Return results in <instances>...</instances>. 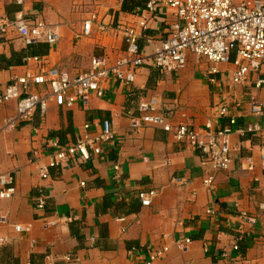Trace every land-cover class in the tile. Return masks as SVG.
I'll use <instances>...</instances> for the list:
<instances>
[{"label":"crops","instance_id":"crops-1","mask_svg":"<svg viewBox=\"0 0 264 264\" xmlns=\"http://www.w3.org/2000/svg\"><path fill=\"white\" fill-rule=\"evenodd\" d=\"M147 1L0 0V18L41 17L58 26L61 35L51 45L29 44L13 27L0 34V92L14 76L27 72L58 69L76 75L88 70L96 55H106L111 62L124 55L126 46L118 31L101 32L94 25L91 35L78 36L95 12L113 26L135 25L143 12L151 21L140 44L145 55L153 54L166 37L165 20H171V11L164 9L159 18H152L144 12ZM209 69L210 63L195 55L178 71L145 65L130 87L106 79L104 96L93 93L87 106L61 107L51 101L46 114L38 109L32 120L1 131L0 175L11 174L17 191L11 199L0 198V216L9 221L0 225V239H4L0 264H143L150 251L162 246L169 251L160 264H264V210L260 208L264 131L235 133L233 163L217 172L214 185L208 187L201 156L192 145L177 142L161 126H132L133 118L141 115V101L155 96L173 108L176 122L187 121L198 129L209 119L227 126L234 116L239 125L263 123L252 113V98L264 96L255 83L244 88L245 94L239 92L241 109L233 106L226 83L231 113L216 119L212 107L224 92L219 83L210 81ZM31 90L42 92L46 87L33 85ZM16 115V100L0 103L2 124ZM105 119L113 122L115 136L102 143L101 154L52 168L47 179L40 175L39 169L50 159L49 140L73 143L88 123L95 136ZM148 190H156L157 196L152 205L143 206L138 193ZM40 199L45 201L43 207ZM208 209L215 213L208 214ZM243 211L258 215L252 234L240 217ZM18 224L31 225V231H16ZM185 237L192 242L180 250L176 241ZM239 237L240 251L232 250L233 240Z\"/></svg>","mask_w":264,"mask_h":264},{"label":"built area","instance_id":"built-area-1","mask_svg":"<svg viewBox=\"0 0 264 264\" xmlns=\"http://www.w3.org/2000/svg\"><path fill=\"white\" fill-rule=\"evenodd\" d=\"M18 2L23 3L24 0ZM164 9L171 11V20H165L166 37L151 55H145L140 44L151 21L143 12L135 25L118 26L105 23L99 19V14L92 13L78 36L91 35L94 25L101 32L118 31L125 42L124 55L113 62L106 55H96L91 60L90 68L76 75L50 69L44 73L27 72L22 76H14L0 92V103L16 100L17 115L7 119L4 124L0 122V132L17 128L20 123L32 120L38 109L46 114L51 101L61 107H73L78 103L87 106L93 93L98 97L104 96L102 83L106 79H114L130 87L135 83L138 70L145 65L158 67L162 71L183 69L188 64L190 55L207 60L210 63V81L223 87V98L212 107L216 119L220 120L231 113L232 106L225 100L226 83L231 93L229 98L233 99V106L237 109L243 106L242 96L239 94H245V87L255 83V87L264 92V77H261L264 75V0H148L144 12H150L152 18H159V13ZM11 27L29 44L45 41L56 45L61 38L59 27L47 23L41 17L28 20L19 14L14 21L6 17L0 18V34L7 33ZM148 39L149 42L152 41L151 38ZM222 65L226 67L222 68ZM33 85L44 86L46 90L33 92ZM251 106L253 115L261 117L263 123L239 125L234 116L227 126L209 119L198 129L187 121L176 122L173 108L166 106L155 96L141 101V115L133 118L132 126L140 128L142 123L161 126L177 142L192 145L199 152L205 168L204 184L212 187L216 173L228 170L233 163L235 146L232 144V136L235 133L242 136L247 133L257 135L264 131V96H254ZM100 128L99 134L93 136L90 133L91 124H85L77 140L68 145L60 144L57 139L49 140L50 159L47 165L39 169L40 175L47 179L52 168L62 167L77 159L88 161L93 155L101 154L102 143L112 140L115 131L113 122L109 119L103 120ZM33 152L38 155L37 150ZM253 167L251 163L249 168ZM261 167L264 171V146L261 148ZM115 168L119 170L120 166ZM0 184L3 187L0 198L11 199L15 196L17 187L11 174H1ZM138 196L143 206H150L157 191H140ZM44 204V199H40V207ZM260 208L264 210V202L260 204ZM207 213L213 215L215 212L208 209ZM240 217L247 225L246 232L252 234L259 220L258 215L243 211ZM6 223H9L7 218L0 216V225ZM15 229L20 233H29L31 225L18 224ZM241 239L242 237L233 240L232 250L240 251ZM3 241L1 238L0 243ZM191 242V238H181L176 241V246L180 250H186ZM168 251V246L153 249L143 264H160ZM223 256L229 255L225 252Z\"/></svg>","mask_w":264,"mask_h":264}]
</instances>
